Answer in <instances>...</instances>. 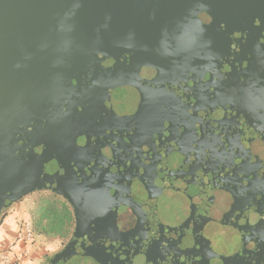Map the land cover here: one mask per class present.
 Listing matches in <instances>:
<instances>
[{"label": "water", "instance_id": "1", "mask_svg": "<svg viewBox=\"0 0 264 264\" xmlns=\"http://www.w3.org/2000/svg\"><path fill=\"white\" fill-rule=\"evenodd\" d=\"M176 94L171 116L202 136L206 117L219 114L238 127L253 115L264 123V0H0V215L35 191L62 195L75 228L47 264H123L99 181L147 174L152 137L169 131ZM247 129L237 128L240 143H250ZM261 131L253 151L244 144V154L216 155L224 184L213 196L246 208L243 219L234 210L237 224L222 220L219 240L200 243L197 264H264ZM166 196L163 212H175ZM157 227L162 252L152 260L162 264L168 232ZM135 242L124 260L154 264L137 261Z\"/></svg>", "mask_w": 264, "mask_h": 264}, {"label": "flooded vegetation", "instance_id": "2", "mask_svg": "<svg viewBox=\"0 0 264 264\" xmlns=\"http://www.w3.org/2000/svg\"><path fill=\"white\" fill-rule=\"evenodd\" d=\"M174 97L175 102L172 101L174 106L170 110L169 108L167 109L170 112V116L174 112L175 106L178 103L181 105V95L176 94ZM187 105L190 106L191 103L188 102ZM218 116L220 114L214 116L215 119L206 117L211 120V124L208 125L207 132L203 136L201 135L202 133L200 134L199 131H196V125L182 124V119L179 120L171 116L172 118H169V131L153 135L152 137L154 145L151 147L148 159L147 174L134 173L130 177L122 178L120 176L119 179L114 180L115 174H109V178H107L106 173L102 176L99 182L103 186L100 188L105 190V192H101L103 196L101 198L106 200L105 211L116 217L117 224L111 222L112 227L115 229V233L112 234L116 239L120 236V241L116 245V256L118 257L119 251V260L123 264H128L129 262V260H124L123 251L126 243L131 241H136L135 244L140 256L137 261L141 262L140 258L142 260L145 258L155 264L152 258L162 252V249L153 247L156 240L153 231L159 230L157 226H162L163 229L166 226V231L168 232L166 238L169 240V259L168 257L163 259L161 261L162 264H197L196 257L204 250L205 242L201 245L200 243L207 240H213V242L219 240V236L223 231L220 226L222 220L230 219L229 223H235L236 221L237 224V212L240 215L239 218L243 219L244 215H241V209L242 207L246 208L245 203H241L238 198L228 202L219 200L221 197L217 194L213 196L218 191L216 189L217 184L223 183L220 180L219 173L216 174V172H219L216 168L222 162V157L217 158L216 155H219L220 151L233 152L234 150L236 152L238 147L244 154L246 150L244 144L248 146V151L250 148L253 151L251 140L256 143V147L257 139L260 140L257 134H262L261 127L264 123L261 124L260 119L253 115L246 120L250 125L248 128L241 119L239 125L241 134H244V131L248 128L245 134H247L248 138L251 135L252 137L250 143H240L234 137V135L239 134L237 132L239 127L230 123L233 119L230 116ZM245 119H243L244 122H246ZM183 121H187V119H183ZM255 124L257 125L254 126ZM184 127L187 131L183 133L177 134L172 131L173 129ZM232 128L236 129L235 132L231 131ZM260 137L262 136L260 135ZM163 139L167 140L166 144L161 143ZM222 145L225 148H222ZM260 145L264 146V142L260 143ZM249 156L252 157L251 155ZM223 159L226 160V157H223ZM212 165H216V168L213 169ZM110 178L112 180H109ZM107 183L119 186L108 190ZM227 183L225 181V184ZM172 187L174 191L179 193L180 198L174 197L170 190ZM166 189L168 190L166 191ZM230 189L232 188L230 187ZM168 191L169 207L175 211H169V214L163 212L165 208L164 204H161V201L168 198L166 196ZM232 192L236 193L233 189ZM47 194L57 196L69 206L73 224L67 238H53L51 240L44 238L49 241L47 244L50 245L51 250L43 264H47L55 253L63 249L74 231L75 215L72 205L62 195L47 190L32 192L13 203L29 201L28 213L30 216V209L36 199L40 195L46 196ZM239 198L241 199L240 196ZM13 204L4 209L0 217ZM234 210H237V212H234ZM217 216L218 221L216 220ZM244 220L246 221V218ZM216 222L219 223V229L217 228L218 226H213ZM155 226L156 228H152ZM231 227L233 226L228 228ZM211 232H218V234L210 238L209 234ZM160 237L162 238V236Z\"/></svg>", "mask_w": 264, "mask_h": 264}, {"label": "crops", "instance_id": "3", "mask_svg": "<svg viewBox=\"0 0 264 264\" xmlns=\"http://www.w3.org/2000/svg\"><path fill=\"white\" fill-rule=\"evenodd\" d=\"M29 203H15L0 217V251H12L16 264H43L51 247L42 236L27 237Z\"/></svg>", "mask_w": 264, "mask_h": 264}, {"label": "trees", "instance_id": "4", "mask_svg": "<svg viewBox=\"0 0 264 264\" xmlns=\"http://www.w3.org/2000/svg\"><path fill=\"white\" fill-rule=\"evenodd\" d=\"M73 219L69 206L55 195L39 196L30 209V232L47 240L67 238Z\"/></svg>", "mask_w": 264, "mask_h": 264}, {"label": "built area", "instance_id": "5", "mask_svg": "<svg viewBox=\"0 0 264 264\" xmlns=\"http://www.w3.org/2000/svg\"><path fill=\"white\" fill-rule=\"evenodd\" d=\"M26 235L28 238L32 236L30 227L27 229ZM8 250V249H7ZM2 250L0 251V264H16L17 257L12 251Z\"/></svg>", "mask_w": 264, "mask_h": 264}, {"label": "rangeland", "instance_id": "6", "mask_svg": "<svg viewBox=\"0 0 264 264\" xmlns=\"http://www.w3.org/2000/svg\"><path fill=\"white\" fill-rule=\"evenodd\" d=\"M47 242H49V241H47Z\"/></svg>", "mask_w": 264, "mask_h": 264}]
</instances>
